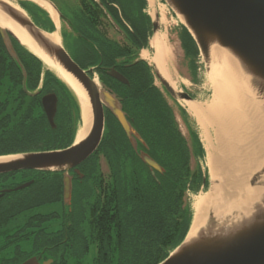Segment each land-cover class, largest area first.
Returning <instances> with one entry per match:
<instances>
[{"label": "trees", "instance_id": "obj_1", "mask_svg": "<svg viewBox=\"0 0 264 264\" xmlns=\"http://www.w3.org/2000/svg\"><path fill=\"white\" fill-rule=\"evenodd\" d=\"M79 4L82 14L77 32L84 37L91 28L97 31L101 63L113 59L105 48L108 37L103 30L108 23L103 25L97 21L107 16L115 20L135 44L136 37L144 48L148 47L151 19L144 13L146 0L130 3L126 9L128 14H121L122 20L113 6L114 0H79ZM177 36L187 60L189 76L194 79L198 57L196 46L182 26ZM15 47L26 71L28 91H34L41 81V93L54 92L58 96L56 128L52 129L47 123L39 97L23 92L18 65L11 60L8 63L11 68H7V57L3 58L0 51L4 61V67L0 65V87L4 89L0 93V156L70 146L80 120L76 97L55 75L45 70L38 59L17 43ZM83 47L81 67L87 68L92 63L87 45L83 44ZM129 80L130 86L122 90L126 100L125 113L144 141L145 148L141 144L139 147L163 168V173L151 175L148 166L141 162L114 117L108 113L102 141L90 157L93 162L104 159L108 164V175L104 177L96 168L88 169L85 183H91V187L86 193L74 196L72 211L75 214H69L71 224L29 213L61 201V178L57 174L49 176L54 181L47 192L27 199L15 197V209L4 217V220L21 215L26 217L25 234L20 239L24 238V246L31 252L40 250L44 244L74 243L73 247L61 245L51 249L54 264H78L90 248L94 251L95 264H159L184 240L190 228L192 210L188 193L197 194L207 186L201 167L195 164L192 168L190 163L197 154L202 156V150L188 146L174 108L154 85L152 70L145 61L137 63ZM177 109L190 138L193 135L197 143L189 115L182 108ZM20 260L16 258L15 264Z\"/></svg>", "mask_w": 264, "mask_h": 264}, {"label": "water", "instance_id": "obj_2", "mask_svg": "<svg viewBox=\"0 0 264 264\" xmlns=\"http://www.w3.org/2000/svg\"><path fill=\"white\" fill-rule=\"evenodd\" d=\"M162 1L193 40L207 69L213 61L212 49H220V52L234 59L246 78L249 90L264 105V0ZM46 2L55 9L50 2ZM55 11L57 12L56 9ZM0 15L20 29L42 56L76 81L88 98L92 115L90 130L82 140L74 141L69 148L58 151L1 156L0 158H12L0 161V175L23 170L62 172L63 200L66 206H70L72 184L68 171L83 163L98 149L104 132V106L115 117L135 151L137 142L143 145L144 142L127 121L119 100L88 76L87 72L92 69L82 70L60 42L50 37L51 33L37 27L27 14L10 2L0 0ZM57 15L58 18L61 17L58 12ZM154 17L152 31L155 34L160 27L157 13ZM0 37L8 55L23 72V90L26 92L24 68L10 38L31 52L25 43L1 26ZM108 74L121 83H128L114 69ZM155 75L171 97L178 96L181 100L193 101L186 93H175L157 71ZM57 101L54 93L46 94L41 99L45 116L53 129ZM139 157L149 167L151 175L163 171L147 154L141 152ZM28 185L26 183L12 190L19 191ZM248 186L252 192H258L256 198L249 203L241 202V208H236L221 218L214 217L210 212L199 231L191 238H188V231L178 248L161 264H264V166L251 174ZM10 191L5 190L4 193ZM21 264H38V260L30 258Z\"/></svg>", "mask_w": 264, "mask_h": 264}, {"label": "bare ground", "instance_id": "obj_3", "mask_svg": "<svg viewBox=\"0 0 264 264\" xmlns=\"http://www.w3.org/2000/svg\"><path fill=\"white\" fill-rule=\"evenodd\" d=\"M19 8L12 0H5ZM58 23L55 9L47 2L32 0ZM153 12L165 21V12L158 6L157 0H147ZM0 26L10 30L18 39L25 43L28 50L37 56L42 66L61 79L76 96L80 106V126L76 132V142L86 137L92 123V115L88 98L82 88L70 75L42 56L29 42L26 36L11 21L0 15ZM50 37L59 42L57 32ZM152 56L142 54L144 60L151 63L157 73L164 78L169 86L172 61L171 48L165 37L155 33L150 41ZM213 48L207 80L212 95L208 104L196 100H182L187 114L194 120L202 145L206 151L205 165L212 184L208 191L200 193L190 203L193 217L188 238L193 237L204 225L208 214L221 218L226 213L241 208V202L249 203L258 192H252L248 186L251 174L264 166V105L249 90L246 78L234 62V59ZM96 82V81H95ZM174 88V87H173ZM12 157L0 158V161Z\"/></svg>", "mask_w": 264, "mask_h": 264}, {"label": "flooded vegetation", "instance_id": "obj_4", "mask_svg": "<svg viewBox=\"0 0 264 264\" xmlns=\"http://www.w3.org/2000/svg\"><path fill=\"white\" fill-rule=\"evenodd\" d=\"M95 2H97V1H95ZM103 11H104V13L108 12V10L106 8ZM119 18L121 19L120 13H119ZM33 19H34V16H33ZM43 20H46V18H43ZM103 20L101 19V20H97V21L101 22L103 25H105L104 24L105 22L110 24V21H111L112 24H114L115 27L118 29V33L120 34L118 36L119 39H114V38L110 37L108 34H106L108 39L106 40L107 43H106L105 48L113 56V59L111 62L106 60L105 62L101 63V61H100L101 55H100L99 36L97 35V31L94 28L89 29L87 35L83 37V35H79V33L77 32V31H79V28H78L80 25L79 23L76 25L70 21V24L68 25L67 24L68 21H65L64 19H60V24H61L60 41H61L62 45L64 46L65 35L67 33L72 34L74 36V38H76L77 46L79 48L78 50H79V53L81 55H84L82 52V48H84L83 44L87 45L89 58L91 59L90 61L92 63L87 68L93 69V72L98 76V81H99V84L101 85V87L103 89L109 91V94L113 95L114 98L119 100L122 111L125 113L124 105L126 103V100L123 97L122 90L125 88H128L130 86L129 75H130L131 71L134 69V67L137 65V63H139L142 60L140 58V52L143 51L144 46H143V43L140 40H138L136 37H135V40L137 41L136 44H135V42L130 40L128 38L127 33L123 29H120L118 27V24H116L115 20H113L114 21L113 22L109 16H107V18L106 17L103 18ZM34 21H35V19H34ZM11 41H12L13 47L16 51V54H17L18 58L20 59V55H19V53L15 47L14 40H11ZM0 43H1V47H2V48H0V51L2 52L1 56L3 58L7 57L6 67L11 68V66L8 65V63H10V61H11V58L8 55L7 49L4 48L1 37H0ZM2 57H0V65L4 67V61H3ZM96 60H98V61L96 62ZM133 64H136V65L134 67H132ZM18 67H19V69L21 71V75H22V81H21L20 86L23 90V72H22L19 65H18ZM111 69H114L121 76H123V78L126 79L128 83H126V84L121 83L118 80H116L115 78L109 76L108 73L110 72ZM135 69H137V68H135ZM9 71L10 70L8 69L7 73H9ZM24 73L26 76L25 77L26 92H24V90H23V92L25 94H33L31 96H38L39 100H40L41 110L44 113L43 107L41 105V99L44 95L49 94V93H54V92L41 93V81H40V84L37 86V88L34 91L29 92L27 89L28 82H27V75H26L25 68H24ZM153 76H154V74H153ZM154 79H155V77H154ZM154 85H155V83H154ZM11 87H13V83H12ZM54 94L56 95V93H54ZM57 100H58L57 101V111H56V115L54 117L55 128H56V122L55 121H56L57 113H58V102H59L58 96H57ZM103 108H104V115H105V122H106L107 115L110 111L105 106ZM44 115H45V113H44ZM125 116H126V119L131 124V121H130V119L126 113H125ZM45 118H46V116H45ZM46 120H47V118H46ZM115 121L117 122L116 119H115ZM180 121H181V119H180ZM47 123H48V121H47ZM118 125H119V123H118ZM181 125L184 127V129H186V136L182 132L181 133H182L183 137L185 138V140L187 141L188 146L191 148L198 147V144L195 142L194 136L192 135L191 136L192 138H190V134L188 132V129L185 127L184 124H182V122H181ZM49 126H50V124H49ZM119 127L121 128L120 125H119ZM121 130H122V128H121ZM122 132H123V130H122ZM139 146L140 145L138 142L137 148H138V150L142 151V148H140ZM93 155L90 157H93ZM137 156L140 159L138 154H137ZM90 157L85 162L78 165L76 168L68 171V175L71 176V184H72L70 206H66L64 204V200H63V173L62 172L49 173V172H42V171L23 170V171L13 172L10 174L8 173V174L0 176V194H3L0 197V222L2 221L0 223V264H15L16 258H19V260L21 259L20 262L17 264H21L22 262H24L30 258H36L38 260V264H47V263L48 264H54V262H55V260L53 259L54 253L52 252L51 249H53V248L56 249L58 246L62 247L61 245H64L66 247L67 246H69V247L74 246V243H69V242L66 243L63 241L59 242V243L54 242V243L44 244V246L40 250L35 251V252H31L32 250H30V249L28 250L24 246L25 244L22 241V239H24V238L20 239V237L25 234V225H26L27 219H26L25 223L23 225L19 226L17 229H15V227H13V226H9L10 229L9 228L6 229L5 226L10 225L12 220H14V219H12V220L5 219L4 220V217H6L7 213H9L15 209V207H16L15 197L20 196V197H23V199H27V198L39 195L41 193L47 192L49 189L48 186L50 185L51 182L54 181L53 178H51L49 176L53 175V174H57L61 178V201L56 202L53 205L57 204L56 206L58 208L49 210L47 212H41V211L40 212L39 211L34 212V210H31V211H29V213L31 215L39 214L41 217H44V218H48V217L53 218L52 221H55V222L59 221L61 223L63 222L65 224L70 225L71 224V218L69 217V214H75V212L72 211L74 196L77 194L86 193V188H87V190H89V186H85V182L87 180L86 175H87L88 169L89 168H94V169L96 168L100 171V166H99V162H98L99 160L96 162H93ZM191 162L194 164L195 163L199 164L197 157H195L194 160H190V163ZM106 165L108 168L107 163H106ZM75 170H77V172ZM17 175L22 176V178L24 179L21 183H17V184L8 183V179L13 180ZM26 183H29V185L26 188L19 190V191H13L12 190V189H15L18 186H21V185L26 184ZM3 185L8 186V187H3ZM5 190H11V191L8 193H4ZM21 191H22V194L15 195V196H13V198H9L12 195H14V193H20ZM51 206L52 205H50V207ZM35 210H37V209H35ZM69 221H70V223H69ZM24 257H26V258L24 259Z\"/></svg>", "mask_w": 264, "mask_h": 264}, {"label": "rangeland", "instance_id": "obj_5", "mask_svg": "<svg viewBox=\"0 0 264 264\" xmlns=\"http://www.w3.org/2000/svg\"><path fill=\"white\" fill-rule=\"evenodd\" d=\"M12 1L18 7L20 6L19 2L15 1V0H12ZM51 1L54 3L59 14L64 19H66L67 21H71L76 25L79 23L80 14H82L80 11L79 0H51ZM114 2L116 4H114L113 6L118 9V12L120 14L127 15L128 11L126 9L129 8L130 3L133 2V3L137 4V3H139V0H114ZM156 2L158 4V6L161 7L162 10L165 12V18H166L165 21L161 22L160 16L157 14L158 19H159L158 24L160 27L158 32L162 36L165 37V41H166L167 45L171 48V53H172V61L170 62L169 71L171 73V83L173 84L174 88L172 86H170V87L172 88V90L175 93L187 92V93H189V95L192 96V98L194 100L198 101L199 103L208 104L210 99H211L212 91H211L210 85H209L208 80H207L208 69L205 66V63L203 62V60L200 56L197 57L198 59L196 60V64H195V67H196L195 78L194 79H192V77L190 78L189 70L187 67V60L184 56V52H183L181 45L179 43V40L177 38L178 37L177 32L181 27L180 21L175 17L173 12L163 3L162 0H157ZM35 5H37V4L35 3ZM39 8L44 13H46L41 7H39ZM144 13L146 15H148L149 17H151L152 20H155L154 16L156 13L153 12L151 7H149L148 1H147V5L145 7ZM31 14L32 13L30 11V15ZM43 18H46V17L43 16ZM103 31L106 34H108L110 37H112L114 39H119L118 36L120 34L118 33V29L115 27L114 24H112V22L110 24L105 25ZM152 36H153L152 34L149 35L148 43H149ZM149 47H150V45H149ZM64 48L67 51V53L69 54V56L78 65L81 66V54L79 53V50H78L79 48L77 46L76 38H74V36L70 33H67L65 35ZM142 54H147L148 56L151 57L153 54V50L150 48V49H145V50L141 51L140 52V58L143 59ZM146 62L150 66L152 65L148 61H146ZM154 83H155L156 87H158L161 91L165 92L161 82L157 78L154 79ZM169 85H171V84L169 83ZM3 92H4V89L2 87H0V93H3ZM165 98L167 99L169 105L174 108L175 113L178 117L177 108H180V107L184 108L182 100L179 99L178 96L175 98H173V97L171 98L174 100H171L166 95H165ZM80 123H81V120L78 121V124L76 127V132L78 130V127L80 126ZM180 125H181V123H180ZM180 127H181L180 128L181 132L186 136V129H184V127L182 125ZM192 127L194 129L196 128L197 129L196 131L199 134V130H198L197 126L194 125L193 121H192ZM205 157H206V151L204 149V158L200 160L199 165L202 167L203 172L206 173L207 168L205 165ZM98 162H99L101 174L104 177H106L108 175V168H107V165H106L104 159L100 158ZM195 164L191 162V167L192 168L195 167ZM208 177H209V182H208L206 188L201 193L208 191L211 187L212 181H211V178L209 176V173H208ZM23 180L24 179L22 178V176L17 175L13 180L8 179V183L17 184V183H21ZM85 186L91 187V183H85ZM86 191H88L87 188H86ZM18 194L19 193H14V195H12L9 198H13V196L18 195ZM198 194L189 192L188 193L189 202L192 203V199L194 198V196H196ZM56 205H52L51 207H42L41 209L34 210V212H38V211L39 212L40 211L41 212H47L49 210L58 208ZM191 212L193 215V210ZM25 221H26V217L24 215L18 216L17 218L12 220L10 225L5 226V228L7 229V228H9V226H13V227H15V229H17L19 226L23 225L25 223ZM82 229H84V226H82ZM93 253H94V251L90 248L89 252L85 253V255H83L81 257L78 264H95V257L93 256Z\"/></svg>", "mask_w": 264, "mask_h": 264}, {"label": "crops", "instance_id": "obj_6", "mask_svg": "<svg viewBox=\"0 0 264 264\" xmlns=\"http://www.w3.org/2000/svg\"><path fill=\"white\" fill-rule=\"evenodd\" d=\"M26 1V0H25ZM26 5L24 6V9L31 15L34 16L35 23L42 29L46 31H52L54 29L56 30H61V24L60 21L56 23L49 15L44 13L38 6H35L34 3H30L28 1L24 2ZM43 16L46 17V22L45 21H38V19L43 20ZM60 33V32H59Z\"/></svg>", "mask_w": 264, "mask_h": 264}]
</instances>
